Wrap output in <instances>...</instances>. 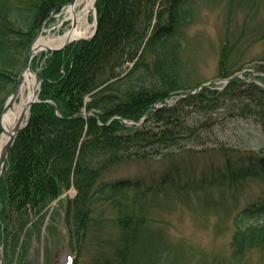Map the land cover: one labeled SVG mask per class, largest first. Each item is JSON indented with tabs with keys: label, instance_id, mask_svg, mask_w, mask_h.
I'll use <instances>...</instances> for the list:
<instances>
[{
	"label": "trees",
	"instance_id": "1",
	"mask_svg": "<svg viewBox=\"0 0 264 264\" xmlns=\"http://www.w3.org/2000/svg\"><path fill=\"white\" fill-rule=\"evenodd\" d=\"M70 1L0 0V112L41 25L52 10ZM191 4L192 0H98L93 38L33 61V71L43 61L37 72L39 101L15 138L0 180L4 249L6 238L21 235L30 216L38 218L74 187L77 195L67 204L66 223L76 229V239L98 226L93 203L110 197L118 205L119 233L115 257L101 264H144L156 252L155 245L142 240L143 214L153 196L167 189L178 193L232 188L247 179H264V148L242 149L225 137L231 126L245 120L264 134L263 88L235 79L222 90L205 88L172 106L165 104L187 90L176 82L174 71L183 17ZM222 73L232 74L226 67ZM156 103L165 105L155 109ZM143 117L147 120L140 126L124 123ZM181 151L220 160L188 174L169 165L153 184L141 178L106 180L107 173L125 162L161 160ZM134 190L136 196L129 202L128 192ZM260 212L259 207L249 208L237 216L231 243L235 254L264 245V222L245 223Z\"/></svg>",
	"mask_w": 264,
	"mask_h": 264
},
{
	"label": "rangeland",
	"instance_id": "2",
	"mask_svg": "<svg viewBox=\"0 0 264 264\" xmlns=\"http://www.w3.org/2000/svg\"><path fill=\"white\" fill-rule=\"evenodd\" d=\"M62 17L52 19L43 35L62 33L69 26L57 27ZM93 20L95 14L90 18ZM176 56L175 79L187 89L184 92L208 82L218 86V81L226 78L222 73L225 67L232 74L241 69L260 72L264 67V0H192L183 17ZM30 74L38 83L36 73ZM227 131L225 137L233 145L264 148V135L253 121H238ZM210 160L220 159L181 151L161 160L125 162L107 173L106 180L112 183L141 178L153 184L154 177L169 165L188 174L209 165ZM136 192H128L129 202ZM76 195L77 191L70 188L38 218L30 216L21 235L6 238V248L0 244L5 264H72V257L75 264L113 260L119 233L117 202L102 197L93 203L92 217L98 226L87 230L83 239H76V229L66 223L67 204ZM149 200L143 214L146 232L142 240L155 245L156 252L144 264H264V245L238 254L231 247L236 233L234 222L240 212L259 207L262 212L245 218V223L264 222V179H247L232 188L178 193L167 189Z\"/></svg>",
	"mask_w": 264,
	"mask_h": 264
},
{
	"label": "bare ground",
	"instance_id": "3",
	"mask_svg": "<svg viewBox=\"0 0 264 264\" xmlns=\"http://www.w3.org/2000/svg\"><path fill=\"white\" fill-rule=\"evenodd\" d=\"M97 0H73L62 12L63 24H58V28L66 27L60 34H49L40 36L34 46L33 52L41 50L55 49L62 47L74 41L87 39L93 35L95 30V22L90 21L95 12V3ZM36 82L34 77L27 72L23 76V81L19 89V103H15L10 111L2 118L3 134L0 138V156L3 147L9 140V136L13 131L16 122L22 117L27 116L29 104L35 99ZM137 126V124H134Z\"/></svg>",
	"mask_w": 264,
	"mask_h": 264
},
{
	"label": "water",
	"instance_id": "4",
	"mask_svg": "<svg viewBox=\"0 0 264 264\" xmlns=\"http://www.w3.org/2000/svg\"><path fill=\"white\" fill-rule=\"evenodd\" d=\"M95 6H96V5H95ZM51 16H52V15H51ZM41 32H42V30L39 32L37 38L39 37V35L41 34ZM65 46H66V45H65ZM65 46H62V47H60V48H56V49H50V51H59V50L63 49ZM33 56H34L33 47H31V49H30V51H29V54H28V56H27V58H26V60H25V62H24V65H23V67H22V69H21V73H20V77H19V80H18V83H17L16 89H15V91L13 92L12 96L10 97V99L8 100L7 104L4 106V109H3V111H2V115H1V117H0V126H1V128H2V123H1V122H2V121H1L2 116H3V114H4L6 111H8V110L10 109V107L15 103V101H16V99H17V96H18V94H19V88H20L21 83H22V80H23V75H24V73H26V72L29 70L30 63H31V60H32ZM236 77H238L237 74L234 75L233 77L227 79V82L231 81L232 79H234V78H236ZM208 86H209V84H203V85L200 86L199 89H201V88H205V87H208ZM195 92H196V91H195ZM195 92H193L192 94H194ZM186 95H187V94L182 95L181 97H184V96H186ZM176 100H177V99H176ZM35 102H36V100L32 101V102L29 104L27 112H29L30 107H31ZM172 102H175V101H172ZM143 121H145V118L142 119V120L140 121V123H142ZM22 122H23V118L21 117V118L16 122V124H15V126H14V128H13V131H12V133H11L10 136H9V137H10L9 141H8V142L6 143V145L3 147V150H2V153H1V156H0V177H1V175L3 174V167H4V164H5V162H6V158H7V155H8V153H9V151H10V148H11L13 142H14V139H15L16 135L20 132V130L23 128ZM2 264H3V263H2Z\"/></svg>",
	"mask_w": 264,
	"mask_h": 264
}]
</instances>
